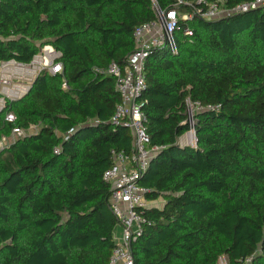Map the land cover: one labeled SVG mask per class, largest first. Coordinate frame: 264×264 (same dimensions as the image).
<instances>
[{
	"label": "trees",
	"instance_id": "obj_1",
	"mask_svg": "<svg viewBox=\"0 0 264 264\" xmlns=\"http://www.w3.org/2000/svg\"><path fill=\"white\" fill-rule=\"evenodd\" d=\"M218 1L1 0L0 64L28 65L51 46L63 73L43 71L0 112V141L27 131L0 153V264L109 263L118 222L103 175L132 133L110 124L121 99L102 72L127 64L156 9L195 17L178 22V55L157 49L145 65L140 101L160 149L139 184L164 206L141 212L134 264H264V6L197 14ZM188 102L201 108L192 127ZM190 130L195 147L179 141Z\"/></svg>",
	"mask_w": 264,
	"mask_h": 264
},
{
	"label": "built area",
	"instance_id": "obj_2",
	"mask_svg": "<svg viewBox=\"0 0 264 264\" xmlns=\"http://www.w3.org/2000/svg\"><path fill=\"white\" fill-rule=\"evenodd\" d=\"M222 3L223 0L212 3L206 11L198 10L197 14L202 19L213 20L224 15L246 13L264 6V0H255L240 4L233 10H225L222 8ZM194 17V15H182L176 9L168 11L156 9L154 21L135 29V49L129 56L127 64L120 67L112 63L106 71L102 72L115 79L116 91L121 99L110 124L113 127H128L132 133L130 153L112 151V165L103 175V180L110 186V209L118 222L114 234L115 245L108 264H134L132 247L143 235L145 226L141 212L152 207V202L147 199L149 190L139 184L142 174L160 149L158 146L151 145V138L145 126L146 117L142 111L143 104L140 101L146 89L147 59L157 49H166L172 56L178 55L179 49L175 38L178 22L181 19L189 21ZM185 35L192 37L193 34L186 29ZM59 57L60 53L53 47L45 46L28 65L14 60L2 62L0 64V112L6 109L8 101L24 98L30 92L34 80L43 71H48L51 75L62 74L63 67L56 62ZM189 105L193 104L188 102ZM193 106L201 110L198 105ZM189 119L191 127L194 126L193 117ZM16 120L13 112H8L5 116L7 123H15ZM32 130L34 129L29 131ZM189 133L192 137L191 141L183 142V144L195 147L194 130H190ZM26 135L27 131L15 127L10 138H3L0 141V153L9 149L19 139L25 138Z\"/></svg>",
	"mask_w": 264,
	"mask_h": 264
},
{
	"label": "rangeland",
	"instance_id": "obj_3",
	"mask_svg": "<svg viewBox=\"0 0 264 264\" xmlns=\"http://www.w3.org/2000/svg\"><path fill=\"white\" fill-rule=\"evenodd\" d=\"M197 111H199V109H198L197 107H195V106H193V105H189V106H188V114H189V117H191V119H192V117H193V120H194V115H195V112H197ZM33 131H35V129H34ZM33 131H29L28 134H32ZM191 139H192L191 134L188 133L187 135H185L184 138L180 139L179 141H180V143H183V142H190ZM153 204L155 205L156 202H154ZM151 205H152V204H151ZM218 264H228V263H227L226 258L222 257V258L219 260V263H218Z\"/></svg>",
	"mask_w": 264,
	"mask_h": 264
},
{
	"label": "crops",
	"instance_id": "obj_4",
	"mask_svg": "<svg viewBox=\"0 0 264 264\" xmlns=\"http://www.w3.org/2000/svg\"><path fill=\"white\" fill-rule=\"evenodd\" d=\"M33 131V130H32ZM36 129H35V131H33V133H36ZM154 202H156V204L154 205L153 203ZM154 202H152V207H155V208H162L163 206H164V200L163 199H159V200H157V201H154Z\"/></svg>",
	"mask_w": 264,
	"mask_h": 264
}]
</instances>
